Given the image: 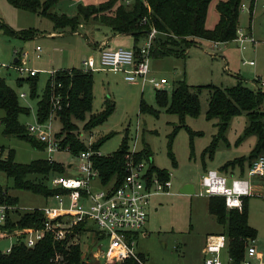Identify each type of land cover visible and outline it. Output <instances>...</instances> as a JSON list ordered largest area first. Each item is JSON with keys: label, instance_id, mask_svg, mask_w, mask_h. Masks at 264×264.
I'll return each mask as SVG.
<instances>
[{"label": "rangeland", "instance_id": "374dc122", "mask_svg": "<svg viewBox=\"0 0 264 264\" xmlns=\"http://www.w3.org/2000/svg\"><path fill=\"white\" fill-rule=\"evenodd\" d=\"M93 1L98 4L103 0ZM219 1L213 0L210 4L206 23L208 28H213L219 20L217 10ZM246 1L247 4L250 3L249 0ZM79 2L86 1L60 0L54 10L75 15ZM0 20L17 30L37 28L40 31L35 38L25 40L5 33L0 26V62L13 65L11 68H4L0 75L5 77L18 93H26V98L20 97L22 105L30 108V114L20 116L21 123L26 126L36 121L38 101L50 78V71L71 68L82 70L84 68L82 62L88 57L100 59L101 52L96 47V42L110 39L114 35L110 27L98 21H83L76 33L69 29L60 31L54 28L50 19L16 8L8 0H0ZM239 27L244 30L251 28L256 40V43L249 42L245 50L235 40L215 46L212 41L201 39L198 44L189 47L185 56L151 57L150 77L158 80L164 77L168 80L162 89H157L151 83L143 85L129 82L123 72L93 71L94 100L88 115L101 112L107 99L116 103V110L106 122L91 130L85 128L84 121L75 120L79 126L81 139L88 142L93 136L92 139L96 142L100 137L112 132L113 135L100 148L102 154L110 155L120 147L126 131H129L131 150L135 149L139 153L148 146L153 163L170 173L172 183L170 193L158 194L152 198L148 208L147 224L137 239V251L144 255L146 264H198L203 256L207 235L224 232V225L220 224L208 210L209 197L194 193L185 194L183 189L186 184L193 183L198 191L206 166L207 169H217L228 177L239 176V168L222 171L221 167L228 160L249 155L259 141L255 133L244 134L250 118L247 112L243 111L231 119L225 138L219 139L214 158L203 157L204 150L218 135L220 122L219 117L207 118L211 90L206 85L214 84L227 88L242 81L246 86L255 89L254 80L258 77L264 79V0H259L253 15L241 11ZM146 39L141 41V46ZM131 43L134 44V41ZM37 45L43 48L40 58H36ZM16 51L28 52L29 57L25 65L39 71L37 97L30 96L28 82H24L22 86L18 85V78L26 79L29 75H22L14 68ZM183 79L194 90L198 86H205L200 91V115L187 116L184 122L178 114L169 113L165 107H160L156 100L157 90H167L170 94ZM142 99L157 109L159 115L142 111L140 108ZM261 108L264 110V103ZM4 114L5 111L0 109V121ZM53 126L55 131L61 130V117L54 120ZM186 127L202 132L193 137L194 149L191 146V134ZM175 130L177 132L173 137L172 151L177 161L176 165L169 147L171 134ZM0 147L5 149L3 156L9 149H14L15 160L20 163H30L48 157L45 150L34 147L29 141L16 135L4 134V125L0 126ZM54 158L67 167V173L78 175L79 160L75 154L59 151L54 154ZM144 160L151 162L150 159ZM69 164L73 166L69 168ZM32 177L40 178L41 175L35 174ZM0 183L8 188L11 195L18 197L20 207L42 208L56 205L54 196L48 197L30 190L14 188L13 179L3 172H0ZM45 184L52 188L51 181L47 178ZM93 185L95 190L103 188L98 181ZM255 192L249 198V222L258 230L256 245L264 263V183L263 187ZM4 233L0 229V250L3 252L17 242L16 237L3 235ZM86 250L90 251V248ZM221 257L225 261L228 252L224 250Z\"/></svg>", "mask_w": 264, "mask_h": 264}, {"label": "trees", "instance_id": "16d2710c", "mask_svg": "<svg viewBox=\"0 0 264 264\" xmlns=\"http://www.w3.org/2000/svg\"><path fill=\"white\" fill-rule=\"evenodd\" d=\"M16 8L24 9L46 17L52 21L57 30L69 29L77 32L83 21H98L111 28L114 34L131 35L134 39L133 49L140 58L141 41L146 39L155 27L159 34L154 39L150 48L151 57H163L167 55L185 56L189 47L198 44L199 40L229 42L235 39L239 28L240 7L243 0H220L217 3L219 20L213 28L207 27V18L210 4L213 0H103L96 3H79L77 13L69 16L66 13H58L54 10L60 0H8ZM0 26L5 33L22 39H32L39 34L37 28H25L17 30L0 20ZM18 63V61H16ZM39 73L29 77L18 78V85L24 82L30 85V96H39ZM57 85L64 82L65 102L64 108L59 113L62 127L58 136L62 137L64 146L68 145L73 154L88 149V145L80 137L79 126L75 120L85 122V128L91 130L106 122L116 110V103L107 99L103 110L96 114H90L94 100L93 72H84L77 68L58 69L54 76L48 79L44 92L38 101L37 119L40 122L48 120L51 114L53 91L52 83ZM205 86H198L196 90L186 80H180L169 94L167 90H157L156 100L160 107H165L167 112L178 114L184 122L187 116L198 117L201 113L200 91ZM210 88L211 96L207 118H220L218 135L204 150V159L208 156L213 159L221 137L225 138L231 119L246 111L250 123L244 134L255 133L259 141L255 148L247 156H239L228 160L222 167V171L240 169V174L245 175L247 167L264 155V90L262 88H250L242 81L232 87L223 88L214 84L206 85ZM142 111H149L159 115V111L149 106L143 99L140 103ZM0 109L5 111L1 125H4V134L16 135L29 141L34 147L45 150V144L31 135L28 127L21 123L22 114H30V108L22 105L19 93L0 75ZM191 134V146L194 149L193 137L202 134L186 127ZM177 130L171 134L170 155L177 161L172 151L173 137ZM113 135L112 132L100 137L92 144L95 149H100L104 142ZM130 133L126 131L120 147L110 155H97L94 158L95 166L100 171V178L108 184L115 180L119 185L125 178L126 154L130 151ZM0 172L13 179V187L16 189L30 190L35 193L52 196L60 192L58 188H49L45 179L51 173L64 172V164L47 159H36L30 163H20L15 160L14 149H9L4 155L5 149L1 147ZM137 160L150 159V175L160 176L163 180L171 179L167 169L159 168L153 163L150 149L146 146L136 154ZM41 175L34 178L33 175ZM249 198H244L243 209L228 208L225 198L221 196L209 197L208 210L217 221L224 225V234L228 237V254L233 264H240L244 259L250 239H257L258 230L249 222ZM19 199L9 193L8 188L0 183V203L10 205L18 204ZM44 222V212L37 208L34 211H11L8 219L2 225V230H12L16 227H41ZM57 254H62L66 264H83V247L81 245L66 248L65 245L55 240L51 234H47L34 247L26 244L24 239L17 240L9 252L0 250V264H49ZM128 264V263H127ZM134 264V263H133Z\"/></svg>", "mask_w": 264, "mask_h": 264}, {"label": "built area", "instance_id": "2783aa9c", "mask_svg": "<svg viewBox=\"0 0 264 264\" xmlns=\"http://www.w3.org/2000/svg\"><path fill=\"white\" fill-rule=\"evenodd\" d=\"M131 0H126L130 3ZM246 0L241 3L240 10L254 13L259 0ZM159 31L153 27L145 43L140 49V58L133 48L120 46L117 48H105L101 51L99 62L94 56H90L82 63L84 72L96 70H111L123 72L125 79L132 83H151L157 89L164 88L168 80L164 77L156 79L150 77V48ZM240 43L242 49L247 48L249 42L256 43L252 29L238 28L234 39ZM219 46V41H212ZM43 48L37 45L36 58L41 57ZM18 63L14 62V68L22 75H34L39 73L36 68L27 67L25 63L29 57L28 52L16 51ZM253 64V61L250 62ZM13 65L0 62V74L4 68ZM57 70L50 71L54 76ZM256 88L264 86V79L255 82ZM51 114L47 121L40 122L37 119L34 124L28 125V131L45 144L48 153L47 160L56 161L54 154L59 151L71 152L68 145L64 146L63 138L54 130L53 122L59 119V113L63 110L65 102L64 82L57 85L52 83ZM21 98H26L25 92L19 93ZM1 126V122H0ZM93 136L86 142L88 149L76 154L79 160L78 175L66 172L62 174H50L52 188L60 189V192L52 195L56 198V205L45 207H20L19 204L10 205L0 203V225L8 219L11 211H34L39 208L44 212V222L41 227L31 226L12 230H2L3 235L14 236L17 240L24 239L26 244L34 247L47 234L66 248L81 245L83 247V264H146L145 258L137 251V239L147 224L148 208L152 198L158 194L170 193L171 179L163 180L160 176L150 175V163L137 160V151L131 150L126 154L125 178L119 185L112 180L105 184L100 178V171L95 166L94 158L102 155L101 149L92 147ZM72 153V152H71ZM2 150L0 147V155ZM69 164L68 167H72ZM66 167V166H65ZM67 168V167H66ZM264 177V155L256 158L245 175L228 177L217 169H208L202 175L200 189L194 194L199 196H221L225 198L228 208L243 209L244 198L254 195V178ZM98 181L103 187L95 190L94 182ZM10 246L7 252L11 250ZM86 248H90L86 250ZM228 252V237L224 233L209 235L204 246L203 264H233L229 256L224 261L221 257L223 251ZM63 255L57 254L52 263L66 264ZM240 264H264L261 253L258 251L256 239H250L246 255Z\"/></svg>", "mask_w": 264, "mask_h": 264}, {"label": "crops", "instance_id": "0c3cea01", "mask_svg": "<svg viewBox=\"0 0 264 264\" xmlns=\"http://www.w3.org/2000/svg\"><path fill=\"white\" fill-rule=\"evenodd\" d=\"M84 1H86L84 3H94L95 2L93 0H89V1L84 0ZM79 3H81V2H79ZM69 16H73V15H69ZM54 33H56V32H51V34H54ZM74 33H76V32H74ZM132 40L134 41V39H133V37L131 35H127V34H114L110 39L107 38V39H103V40H101L99 42H96V47L99 49L100 52L103 49H105V48H117V47H120V46H129L130 48H133V44L131 43ZM96 60H97V62H99V59H96ZM259 79H262V78L258 77V78H256L254 80V85H255V82H257ZM255 87H256V85H255ZM247 169H248V167H247ZM206 170H208L207 169V166L205 168V171ZM239 174H240V169H239ZM253 182H254V189H255V191L257 189H261L263 187L264 177H256V178H254V181ZM196 190H197L196 189V186L193 183H188V184H186L185 188L183 189V191H184L183 193H185V194H193V193H195ZM222 233H224V232H222ZM217 234H220V233H217ZM209 235H212V234H209ZM209 235H207V237ZM207 237H206V239H207ZM205 242H206V240H205ZM204 246H205V243H204ZM140 254L144 257V255L142 253H140ZM203 258H204V247H203V256H202V258H201V260L199 261L198 264H203Z\"/></svg>", "mask_w": 264, "mask_h": 264}, {"label": "water", "instance_id": "95a60500", "mask_svg": "<svg viewBox=\"0 0 264 264\" xmlns=\"http://www.w3.org/2000/svg\"><path fill=\"white\" fill-rule=\"evenodd\" d=\"M17 61V58L16 59H14V62H16Z\"/></svg>", "mask_w": 264, "mask_h": 264}]
</instances>
